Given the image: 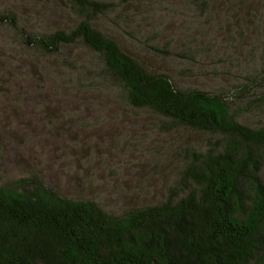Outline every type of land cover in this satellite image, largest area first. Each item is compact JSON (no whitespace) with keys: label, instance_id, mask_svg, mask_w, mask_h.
<instances>
[{"label":"rangeland","instance_id":"1","mask_svg":"<svg viewBox=\"0 0 264 264\" xmlns=\"http://www.w3.org/2000/svg\"><path fill=\"white\" fill-rule=\"evenodd\" d=\"M0 0V186L35 178L114 215L158 205L218 136L134 108L101 56L81 41L43 53L27 35L66 33L82 20L151 74L216 94L232 116L264 127V0ZM264 182V149L259 151Z\"/></svg>","mask_w":264,"mask_h":264},{"label":"trees","instance_id":"2","mask_svg":"<svg viewBox=\"0 0 264 264\" xmlns=\"http://www.w3.org/2000/svg\"><path fill=\"white\" fill-rule=\"evenodd\" d=\"M74 1L84 11L105 7ZM24 38L43 53L81 41L101 56L130 106L217 135L218 147L183 170L190 188L120 215L67 199L35 178L0 186V264H264V127L238 123L219 95L178 90L167 76L149 73L87 20L68 33Z\"/></svg>","mask_w":264,"mask_h":264}]
</instances>
